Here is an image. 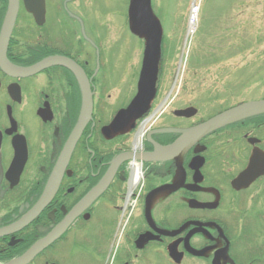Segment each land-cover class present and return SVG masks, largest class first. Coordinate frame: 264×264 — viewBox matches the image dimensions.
Listing matches in <instances>:
<instances>
[{
    "label": "flooded vegetation",
    "instance_id": "obj_1",
    "mask_svg": "<svg viewBox=\"0 0 264 264\" xmlns=\"http://www.w3.org/2000/svg\"><path fill=\"white\" fill-rule=\"evenodd\" d=\"M97 2L45 0L38 25L21 0L11 40L0 48V264L39 245L26 264H264V112L195 139L165 161L141 163L139 193L127 194L130 162L112 173L118 157L151 155L155 145L169 148L182 138L167 130L187 131L264 98L228 105L200 100L199 84L181 86V105L173 100L148 127L141 118L168 95L157 102L163 76L149 107L130 115L141 67L109 75ZM8 9L9 0H0V35ZM125 85L132 93L123 98V88L115 96L112 87ZM226 92L228 101L233 91ZM85 102L91 119L74 147ZM243 174L250 175L239 184ZM100 185L102 194H90Z\"/></svg>",
    "mask_w": 264,
    "mask_h": 264
},
{
    "label": "rangeland",
    "instance_id": "obj_2",
    "mask_svg": "<svg viewBox=\"0 0 264 264\" xmlns=\"http://www.w3.org/2000/svg\"><path fill=\"white\" fill-rule=\"evenodd\" d=\"M98 2L103 5L100 12L104 15L102 23L109 49L106 60L114 67L109 75L113 77L121 67L139 69L143 46L138 45L134 54L137 42L128 32L131 0ZM195 2L197 16L192 15ZM151 10L167 38L159 104L166 91L177 86L175 99L181 105V86L186 90L198 84L201 85L200 100L214 97L229 105L245 98L250 101L264 98V0H151ZM193 21L195 32L185 43ZM241 84L249 87L240 94L237 88ZM123 88L126 90L123 98L133 91L128 85L115 86L112 87L115 96ZM227 89L233 91L228 101L225 99ZM187 100L191 98H186L189 103Z\"/></svg>",
    "mask_w": 264,
    "mask_h": 264
},
{
    "label": "water",
    "instance_id": "obj_3",
    "mask_svg": "<svg viewBox=\"0 0 264 264\" xmlns=\"http://www.w3.org/2000/svg\"><path fill=\"white\" fill-rule=\"evenodd\" d=\"M41 1H42L41 5L43 6L44 0H41ZM26 2H27V7L33 12L35 10V7H37L36 0H26ZM16 7H17V0H11V12H10L7 27L5 29L6 37H8V35H10L12 32V28H13V25L16 19V11H17ZM134 8L137 12V15H139L141 19V25L143 27V30L147 33V36L150 42L148 44V47L145 53L143 71H142V76H141V81H140V95L133 103L132 112H134L138 106H141V107L146 106L154 95L156 76H157V63H158V56L160 53L159 28L153 20L150 0H135ZM88 109H90V103H87L86 112L84 116L82 117L84 122L83 120H82L83 124L80 122L77 128L78 131L75 133V137H74L75 142H76V139H78V137L81 135L82 128L84 127L87 119L89 118ZM261 111H264V102L244 105L242 107L234 109L208 122L207 124L201 127L195 128L187 132L183 140L177 143L176 146H174L173 148H170L169 150L166 149L163 151L167 153V152H172L174 150H177L179 147H181V143L184 140H189V139L192 140L196 137H199L200 135L214 131L215 129H217L218 127H221L222 125H225L227 123H230L232 121H235L237 119H240L246 116L259 113ZM80 127H81V131H80ZM96 193H98V191L95 192V194ZM37 250L32 251L31 255L37 253ZM21 260H18L11 264H22Z\"/></svg>",
    "mask_w": 264,
    "mask_h": 264
},
{
    "label": "bare ground",
    "instance_id": "obj_4",
    "mask_svg": "<svg viewBox=\"0 0 264 264\" xmlns=\"http://www.w3.org/2000/svg\"><path fill=\"white\" fill-rule=\"evenodd\" d=\"M194 14V12H192ZM194 22L191 23V28H190V32L193 33L194 28H193Z\"/></svg>",
    "mask_w": 264,
    "mask_h": 264
}]
</instances>
